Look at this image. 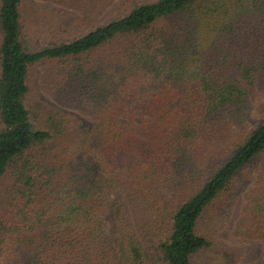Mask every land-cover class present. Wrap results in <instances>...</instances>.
I'll return each instance as SVG.
<instances>
[{
  "label": "trees",
  "instance_id": "trees-1",
  "mask_svg": "<svg viewBox=\"0 0 264 264\" xmlns=\"http://www.w3.org/2000/svg\"><path fill=\"white\" fill-rule=\"evenodd\" d=\"M43 1L30 48L0 0V264H199L258 166L235 234L264 244V0Z\"/></svg>",
  "mask_w": 264,
  "mask_h": 264
},
{
  "label": "rangeland",
  "instance_id": "rangeland-1",
  "mask_svg": "<svg viewBox=\"0 0 264 264\" xmlns=\"http://www.w3.org/2000/svg\"><path fill=\"white\" fill-rule=\"evenodd\" d=\"M24 1V11L26 15V32L24 33V40L25 43L30 48H32V44L41 34L38 33L39 31L37 30L32 32V29L29 28L30 17H33L34 15L37 16V14H39L38 16H41L42 18L47 15L50 16V14L52 13L49 12L48 9L61 8L56 6L54 3L52 4L43 0ZM125 1L132 0H117L110 13H112V10L115 7L121 6V4ZM75 33L78 34V30ZM44 34L42 35L45 36V38L42 37V35L41 37H39V40L41 41V46L49 45V43L54 41L53 38H50V40L46 39L47 35ZM31 84L33 86V92L35 97H45V93L41 89V70H38L34 73V76L31 79ZM253 119L256 123L261 120H264V94L258 97L254 104ZM258 168L259 166L255 168L252 167L246 172H244L243 175H241V183L239 189L237 190V192L231 193V195L227 198V206L225 208L227 214L224 216L226 221H215V223L211 224L207 230L204 229V234L213 241L214 246L200 255L198 259L199 264H207L208 262H211V264H249L251 262L264 258L263 243L257 241L247 242L235 234L236 224L241 215L242 209L247 202L246 195L249 194V191L252 188V183L254 182L257 173L256 169Z\"/></svg>",
  "mask_w": 264,
  "mask_h": 264
}]
</instances>
